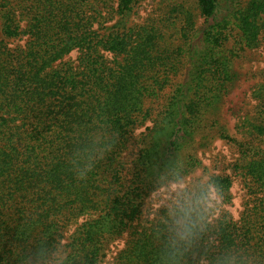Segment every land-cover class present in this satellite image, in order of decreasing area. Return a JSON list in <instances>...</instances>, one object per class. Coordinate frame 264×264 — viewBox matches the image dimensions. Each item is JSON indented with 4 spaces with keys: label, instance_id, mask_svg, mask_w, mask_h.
Segmentation results:
<instances>
[{
    "label": "trees",
    "instance_id": "obj_1",
    "mask_svg": "<svg viewBox=\"0 0 264 264\" xmlns=\"http://www.w3.org/2000/svg\"><path fill=\"white\" fill-rule=\"evenodd\" d=\"M141 1L0 0V264H101L118 240L111 264H177L166 255L175 201L149 221L145 204L200 167L196 145L215 137L217 120H208L239 80L234 59L264 33V0H197V41L184 32L177 47L161 21L132 19ZM184 52L187 78L139 138L153 113L147 101L167 88ZM256 94L250 139L237 142L242 215L211 217L214 209L178 264H212L228 251L264 264V82ZM222 128L216 134L233 140ZM208 184L229 202V175L181 190Z\"/></svg>",
    "mask_w": 264,
    "mask_h": 264
},
{
    "label": "rangeland",
    "instance_id": "obj_2",
    "mask_svg": "<svg viewBox=\"0 0 264 264\" xmlns=\"http://www.w3.org/2000/svg\"><path fill=\"white\" fill-rule=\"evenodd\" d=\"M196 1L142 0L132 19L139 23L146 22L149 18L161 21L163 32L167 39L166 44H170L173 47L185 45L184 32L188 34L189 41L195 43L198 38V31L204 21L203 16L197 9ZM190 21H192V27H194L191 31L187 28V23L190 26ZM233 45L234 41L230 40L228 46L231 47ZM184 54L185 56H181V62L175 66L178 71H176L175 75H172L170 84L166 86L167 88L160 93L161 95L158 98L147 101L146 106L153 107V113L151 118L139 125L136 130L139 138L153 126L155 113L161 109L172 87L187 78L191 63L188 53L184 52ZM75 55L76 53H72L73 57ZM234 68L239 74V80L231 93L225 98L216 116L213 115L208 120L209 123H212L214 118L217 122L219 121V125L216 122L213 125L215 129L210 132V135H215V137L206 146L196 145V155L201 160L200 167L195 173L184 177L179 182L161 187L147 198L144 217L148 221L152 220L161 208L175 201L177 184H179L180 189H183L197 181L206 182L212 174L229 175L232 179V186L230 187L231 199L229 202L221 201L217 195L214 208L216 212L211 217H216L217 211L220 209L226 210L234 219H239L242 215L248 192L241 174L235 168V163L240 157V146L237 142L244 141L247 137L250 139L248 131L251 129L252 123L257 120L260 110V101L256 92L258 87L264 82V33L257 47L239 51L234 59ZM220 127H223L222 129L226 130V133L233 140L220 138L216 134L217 129ZM261 147L264 148V139L261 142ZM134 151L130 154L129 159L133 156ZM68 230L70 232L73 229ZM123 243V240H118L110 244L101 264H111L113 257L123 246Z\"/></svg>",
    "mask_w": 264,
    "mask_h": 264
},
{
    "label": "clouds",
    "instance_id": "obj_3",
    "mask_svg": "<svg viewBox=\"0 0 264 264\" xmlns=\"http://www.w3.org/2000/svg\"><path fill=\"white\" fill-rule=\"evenodd\" d=\"M76 175L84 178V174L77 170ZM217 193L211 184L203 187L200 192L185 194L177 184V198L170 209L171 223L167 241L166 255L177 260L187 252L194 240L207 227L209 218L215 208ZM201 264H206L202 259ZM212 264H245L241 254L228 251L212 259Z\"/></svg>",
    "mask_w": 264,
    "mask_h": 264
}]
</instances>
